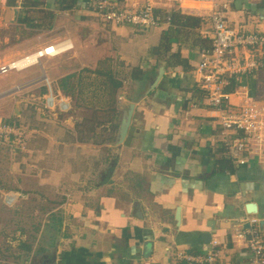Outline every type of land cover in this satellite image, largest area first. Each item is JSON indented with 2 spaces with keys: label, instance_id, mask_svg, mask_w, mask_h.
Segmentation results:
<instances>
[{
  "label": "crops",
  "instance_id": "crops-1",
  "mask_svg": "<svg viewBox=\"0 0 264 264\" xmlns=\"http://www.w3.org/2000/svg\"><path fill=\"white\" fill-rule=\"evenodd\" d=\"M86 2L0 0V66L57 43L71 46L8 71L16 73L0 82V89H21L1 98L0 106L28 94L35 109H41L38 99L55 109L58 99L64 117L62 122L54 118L57 164L45 167L47 174L41 166L30 170L38 175L39 186L61 190L57 205L65 216L60 218L64 238L56 264H173L178 253H205L214 241L219 243V264H248L250 250L238 232L248 228L250 217L264 219V146L243 165L234 163L220 140L215 108L193 77L200 52L210 47L208 4L187 0L172 6L171 15L193 17V25L175 28L170 22L139 30L103 23ZM220 2L228 4L230 27L264 32V0ZM172 29L169 52L160 55L159 42ZM96 33L108 40L100 51L104 59L118 55L124 75L115 80L109 76L112 89L103 96L111 91L113 104L106 97L96 99L99 90L94 87L84 93L90 95L88 105L115 112L98 123L114 136L128 106H133L122 143L117 136L116 144L98 145L76 133L75 118L68 120V111H74L71 91L79 87L81 71L88 69L83 64L94 55H88L94 52L91 47H84ZM35 66L41 73L34 77L28 69ZM225 91L232 93L234 103L245 93L264 105V69L232 79ZM97 126L88 127L91 136ZM248 203L256 204V214L247 213Z\"/></svg>",
  "mask_w": 264,
  "mask_h": 264
},
{
  "label": "rangeland",
  "instance_id": "rangeland-1",
  "mask_svg": "<svg viewBox=\"0 0 264 264\" xmlns=\"http://www.w3.org/2000/svg\"><path fill=\"white\" fill-rule=\"evenodd\" d=\"M91 39L90 46L86 45L84 48L91 47L93 49L94 52L88 54L94 53L93 59L85 61L83 65L88 69L81 71L80 85L71 91L73 92V101L70 105L72 109L74 107V111L71 109L68 111L67 114H70L68 120L71 121L72 118H75L78 121L75 123L74 129L76 133L79 130L82 138L92 137L89 140L98 145L113 144L118 135L114 136L113 132L108 130H100L99 124L112 118L115 112L101 109L96 105H88L90 95L87 96L84 90L94 87L95 91L99 90L96 99L106 97V100L110 99L113 104L111 91L109 96H103L106 89H112L109 84V76L112 80L120 79L124 75V70L121 68L122 62L118 55L108 58L110 60L107 61L100 52L105 47L104 42L108 43L105 36L96 33ZM41 62L45 64L46 59H42ZM28 71H33L34 77L41 73L40 66H35ZM15 73L12 71L0 76V82ZM0 90L3 91L0 93V99H4L10 95L19 94L21 89ZM22 95L16 96L15 102L2 103L0 106V120L8 124L18 123L27 130L25 132L27 140L23 147L20 143L19 145L14 141L0 139V264H56L58 249L62 248L61 240L64 238L61 231L63 226L57 225L56 222L58 218L62 220L65 218L62 215V207L57 205L62 196L61 190H57L54 185L39 186V183L35 181L38 175L30 170L33 171L34 167L41 166L40 169H44V171L41 170L42 173L47 174L45 167L53 168L57 164L55 154L57 146L53 140L58 139L59 136L54 129V122H56L54 118L58 122H62L64 117L59 114L56 105L58 99L54 100L53 107L56 106L55 109L45 103V100L38 99L41 109L37 110L35 109L37 105L35 106L34 102H28V94ZM98 104L101 105L99 101ZM14 106L19 107L20 116L13 115ZM44 106L48 108L46 109ZM77 106H79L78 110ZM34 123H44L45 126L37 125L38 127H36L33 125ZM94 124L98 125V129L96 134L91 136L88 133V127L90 129V125ZM70 133L71 130L66 134L70 136ZM28 148L29 153L27 152ZM70 162L71 158L69 164ZM114 164L115 162L112 160L111 165Z\"/></svg>",
  "mask_w": 264,
  "mask_h": 264
},
{
  "label": "built area",
  "instance_id": "built-area-1",
  "mask_svg": "<svg viewBox=\"0 0 264 264\" xmlns=\"http://www.w3.org/2000/svg\"><path fill=\"white\" fill-rule=\"evenodd\" d=\"M185 1L187 0H87L86 3L103 23L145 30L169 24L172 6ZM191 1L208 4V18L212 29L211 45L200 52L193 77L205 92L210 105L215 108L220 126L219 136L226 153L234 163L243 165L247 157L264 146V105L245 93L238 95L241 98L239 103H234L231 101L232 93L225 89L232 79L238 80L252 70L264 69V32L244 33L230 27L226 17V2ZM64 44L65 42L51 45L18 61L0 66V74L28 66L29 64H19L32 56L53 57L71 47H65ZM38 58L32 64L38 63ZM26 131L19 124L14 126L0 121V139L3 141H14L23 147L27 140ZM258 224L257 218L250 217L248 228L238 232L239 237L246 239L250 250L248 264H264V231L259 229ZM218 245L217 241L212 242V248L205 253H178L177 260L184 264H219ZM178 261L173 264H178Z\"/></svg>",
  "mask_w": 264,
  "mask_h": 264
},
{
  "label": "trees",
  "instance_id": "trees-1",
  "mask_svg": "<svg viewBox=\"0 0 264 264\" xmlns=\"http://www.w3.org/2000/svg\"><path fill=\"white\" fill-rule=\"evenodd\" d=\"M87 1V0H86ZM8 3L9 4H13L14 3V0H8ZM183 19V20H182ZM194 18L193 17H190V16H185V17H182L181 18V16H178V15H172V17H171V20H170V22H171V24L173 25V26H175V28H178V27H185V25H193V23L194 22H191L192 20H193ZM168 36L167 35H164L162 38H161V40H160V42H159V45H158V47H157V50H158V53H159V51L161 50L162 51V53H159L160 55H164V54H166L167 52H169V45H170V42H169V37H174L175 36V32H174V30L172 29V30H170L169 32H168ZM210 45H211V40H210ZM206 49H208V48H206ZM158 55V54H157ZM71 78V75L70 76H68V78L66 79V80H69ZM229 89H230V87H229ZM7 123V122H6ZM8 124V123H7ZM9 125H14V126H16V125H18V123H15V122H13V123H9ZM20 125V124H19ZM56 222H57V225H61V219L60 218H58L57 220H56Z\"/></svg>",
  "mask_w": 264,
  "mask_h": 264
},
{
  "label": "water",
  "instance_id": "water-1",
  "mask_svg": "<svg viewBox=\"0 0 264 264\" xmlns=\"http://www.w3.org/2000/svg\"><path fill=\"white\" fill-rule=\"evenodd\" d=\"M50 100L51 99L49 98L48 101H50ZM132 112H133V106L130 104L128 106L126 112L124 113L123 118H122L121 123H120L118 143H122V141L124 140V138L127 134V131H128V128H129V125L131 122ZM14 114L15 115L19 114V107H17V106L15 107ZM245 209H246L247 213H249V214H256L257 213V206L255 203L246 204ZM258 225H259V229L263 230L264 219L260 220Z\"/></svg>",
  "mask_w": 264,
  "mask_h": 264
},
{
  "label": "bare ground",
  "instance_id": "bare-ground-1",
  "mask_svg": "<svg viewBox=\"0 0 264 264\" xmlns=\"http://www.w3.org/2000/svg\"><path fill=\"white\" fill-rule=\"evenodd\" d=\"M200 3V2H199ZM203 4H205V3H203ZM50 51H52V50H49V52ZM43 53H45L44 51H43ZM38 58V56H32L30 59H28L27 61H23L22 63H20L19 64V66H21V65H30V64H32V63H34L35 61H36V59ZM33 65V64H32ZM51 101V100H50Z\"/></svg>",
  "mask_w": 264,
  "mask_h": 264
}]
</instances>
